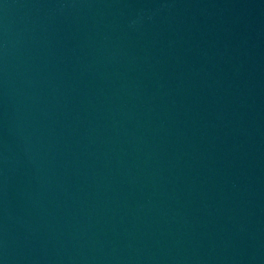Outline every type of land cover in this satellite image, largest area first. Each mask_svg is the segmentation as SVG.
I'll return each instance as SVG.
<instances>
[{
	"label": "water",
	"instance_id": "95a60500",
	"mask_svg": "<svg viewBox=\"0 0 264 264\" xmlns=\"http://www.w3.org/2000/svg\"><path fill=\"white\" fill-rule=\"evenodd\" d=\"M0 264H264V0H0Z\"/></svg>",
	"mask_w": 264,
	"mask_h": 264
}]
</instances>
